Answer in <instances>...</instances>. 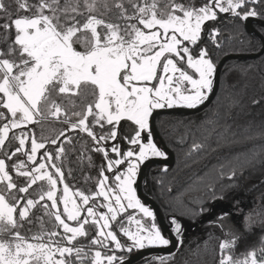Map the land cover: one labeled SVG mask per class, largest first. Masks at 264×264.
Wrapping results in <instances>:
<instances>
[{"label": "snow or ice", "instance_id": "snow-or-ice-1", "mask_svg": "<svg viewBox=\"0 0 264 264\" xmlns=\"http://www.w3.org/2000/svg\"><path fill=\"white\" fill-rule=\"evenodd\" d=\"M161 2L127 0L135 10L129 15L124 0H16L14 17L0 0V44H7L6 51L0 48V264H124L125 257L117 252L172 245L138 195L137 178L145 162L167 158L154 142L151 118L157 109H197L209 99L217 63L213 50L202 46V33L207 30L219 50L214 22L220 14H229L233 22L264 21V0H202L198 7L195 0H166L163 8ZM111 7L120 10L119 18L138 23L121 27L106 20ZM20 10L29 14L20 15ZM206 22H213L210 29ZM259 49L264 51V41ZM72 97H81V110L70 112L63 104L68 98L77 107ZM50 120L86 133L92 150L103 155L95 190L70 192L67 181L76 178L62 170L64 143L72 140L65 129L54 138L38 139L28 127L43 128ZM49 140L59 142L54 152L41 142ZM108 141H114V156ZM200 148L194 144L192 150ZM88 160L92 166V157ZM58 185H63L62 192ZM38 206L52 230L42 228L29 239L21 229L31 223ZM168 227L181 247V222L172 215ZM229 235L230 240L219 243L218 264H264V237L258 250L234 259L228 250L240 235ZM82 237L89 245L78 239ZM176 254L155 259L174 264Z\"/></svg>", "mask_w": 264, "mask_h": 264}, {"label": "trees", "instance_id": "trees-1", "mask_svg": "<svg viewBox=\"0 0 264 264\" xmlns=\"http://www.w3.org/2000/svg\"><path fill=\"white\" fill-rule=\"evenodd\" d=\"M15 1L4 0L13 13H15ZM128 5L132 8L127 0H124L127 10ZM119 16L120 10L111 7L105 19L119 25L120 22L117 21ZM252 19H254L252 23L254 30L264 41V35H261L264 21ZM214 23L220 32L218 40L222 45L221 48L215 50L208 34L202 37L201 43L202 46L206 45L213 50V59L217 66L227 56L256 55L261 51L260 38L245 31V22H233L229 14H224ZM212 24L213 22L210 25ZM13 35L12 33L11 39ZM0 48L6 51L7 44H0ZM84 95H87V92ZM88 99L91 100V96H88ZM71 100L76 101L77 107L73 108L68 98H64L62 102L70 112L81 110V97H72ZM53 121L45 122L43 128L38 125L28 127L38 139L41 136L54 138L63 124L56 121H54L56 124H51ZM155 127L163 144L173 154L174 164L167 171H164L162 166H149L143 176L142 191L158 206L167 225L172 215L186 224L197 225L216 202L233 205V195L245 181L257 183L248 194L264 207V137L257 135L264 133V54L253 60L227 61L220 74L217 94L206 109L195 115L158 116ZM13 131L18 133V130ZM69 136L72 140L71 143H64L66 151L62 170L66 175L67 169H71V174L76 178L74 180L69 178L67 181L70 189L75 191L77 188L83 190L91 187L95 190V178L99 170L97 165L93 166V161L90 166L87 160L92 150L81 138L74 137L73 132ZM247 137L257 138L248 140ZM85 139L86 142L88 138ZM41 142H45L49 151L59 146V142L52 148H50L52 145L50 140ZM26 144L29 150L30 141ZM194 144L201 145V148L192 150ZM79 146L82 147L86 159L84 161L79 160L78 155L81 153ZM21 159L26 160V157L21 156ZM11 174L15 178V172ZM88 177L92 179H86ZM40 183L44 182H38ZM33 187L37 188L36 185ZM33 212L35 215L31 216V223L39 226V229L34 226L37 230L42 228L52 230V223L39 206L33 209ZM241 226L239 223L241 235L237 245L234 249L228 250V254L234 259H243L249 250H258L262 246L261 237H264L261 221L254 222L250 231L242 229ZM78 239L83 244L89 245L88 238ZM85 251H88L87 247ZM134 253L136 252L125 251L116 254L124 256L127 260ZM147 258L136 264H146ZM220 258L218 242L213 238L193 248L182 264H218ZM71 259L75 261V255ZM85 264L89 262L85 261Z\"/></svg>", "mask_w": 264, "mask_h": 264}, {"label": "rangeland", "instance_id": "rangeland-1", "mask_svg": "<svg viewBox=\"0 0 264 264\" xmlns=\"http://www.w3.org/2000/svg\"><path fill=\"white\" fill-rule=\"evenodd\" d=\"M29 2L35 3L33 0L32 1L29 0ZM36 2H37V0H36ZM147 2L151 3L152 0H147ZM164 2H166V0H162V2L160 3L159 6L161 8L164 7ZM178 2L188 3L189 0H178ZM15 3H16V1H15ZM141 3L143 4L144 0H141ZM201 3H202V0H195V5L197 7L200 6ZM16 8H17V5H15V12H16ZM133 12H134L133 9L128 5V14L131 15V14H133ZM13 14L15 15V13H13ZM28 14L29 13H24L23 10H20V15H28ZM220 15H224V14H220ZM119 17H118L117 21L120 22L119 25L121 27H123L125 24L138 23L137 21H127V20H125L123 18H119ZM206 23H207L208 29H210L212 27V25H210L212 22H206ZM140 27L142 28V26H140ZM145 31L147 32V30H145ZM12 33L14 34V28H13ZM207 34H208V31L206 30L202 33V37L204 35L206 36ZM13 39H14V35H13ZM79 47L80 46L77 45L78 49H79ZM172 109H186V108H172ZM159 110H168V108L157 109L155 111H159ZM187 110H194V109H187ZM122 123H130V122H122ZM62 128L66 130V132H65L66 136H68L72 132L73 133L75 132V131L68 130V127H65V126ZM97 130H98V126H97ZM19 131L20 130H18V132ZM75 133H78L79 135L87 136L86 133H79L78 131H76ZM107 143H108V148H109V152H110L111 145L114 143V141H108ZM17 144H18V142H17ZM85 144L87 146H89L90 148L91 147L93 148L91 138L88 137V140L85 142ZM53 146L55 147L56 145H51L50 148H52ZM122 147H124L126 150V148L128 147L126 142H124V144H122ZM80 149H82V148H80ZM29 150H30V147H29ZM50 150L54 151L55 149L52 148ZM94 153L95 154H93L92 160H95V158H96V161H97L98 166H99L98 169H100L101 165L105 163L104 157L101 153H97L95 151H94ZM110 155L114 156L115 154L110 152ZM78 156L80 159L81 156L80 155H78ZM155 159H163V158H155ZM66 165L67 164H65V166ZM65 168H68V167H65ZM79 169H80V165H79ZM69 171H71V173H72V170L68 168L66 176H68ZM71 175L74 176L73 174H71ZM82 175H84V174H82ZM109 175H111V174H109ZM256 184H257L256 182L245 181L244 184L242 185V187L237 192L234 193L233 205H227V204H224L222 202H216L212 206L210 211L206 214V216H204L203 219L200 221V223H198L197 225L186 224V223L180 221L182 224L183 244L181 247H177L175 250V253H177V254H176L175 259H174V264H182L184 262V260H186L189 257L193 248H195L196 246H198L200 244H205V243L209 242L210 240H212L213 238H215L217 240L218 245H219V243L222 240H230L231 239V235H229L230 232H236L239 235H241V230L238 227L239 223H241L242 229H246V225L252 226V224L254 222L261 221L262 218H264V207H261L258 200L249 196V194H248L249 191L256 186ZM58 188L62 192L63 185H58ZM71 191H73V190L70 189V192ZM76 199L78 200V198H76ZM98 199L101 202H103V197H99ZM142 203H144V202H142ZM145 206L149 207L147 204H145ZM60 208L62 210L63 205H60ZM100 211L106 212L107 210L106 209H100ZM128 211H129V213H133L136 210L130 209ZM222 217L224 219H221ZM124 222H125V224H127L126 219ZM69 223H73V222H69ZM25 224H27V225H25ZM25 224H24V227L21 229V231H22V233H26L27 236L29 237V239L31 238L33 233H39L41 231V229L40 230L36 229V228L39 229V226H37V224L35 225L32 223H27V222H25ZM123 239L126 240V238H123ZM30 242H31V240H30ZM154 248H164V247H154ZM154 248H145V249H140V250L134 249L133 251L138 252L141 250L154 249ZM159 256H168V254H158V255L149 256L146 259L145 263L146 264H158V261L155 258L159 257ZM57 258H58V256H57Z\"/></svg>", "mask_w": 264, "mask_h": 264}, {"label": "water", "instance_id": "water-1", "mask_svg": "<svg viewBox=\"0 0 264 264\" xmlns=\"http://www.w3.org/2000/svg\"><path fill=\"white\" fill-rule=\"evenodd\" d=\"M254 22V19L249 18V20L247 22H245V31L247 33H252L257 35L261 42L263 41V39L258 35V33L254 30L252 23ZM264 54V51H260L258 54L256 55H248V56H227L225 58H223L218 66H217V73H216V79H215V84H214V91L210 94L209 99L199 108L194 109V110H187V109H168V110H159V111H155L153 113V116L151 118V131L153 133L154 136V141L158 142V146L166 153V159H150L149 161H146L145 164L142 166L140 173L138 174V195L141 199L142 202H144L145 204H147L156 214L157 217V221L159 223V225L164 229V234L169 236L170 239L172 240V245L169 247H164V248H154V249H146V250H141L138 251L136 253H134L133 255H131L127 260L124 261V264H136L137 262L149 257V256H153V255H158V254H169L172 252H175L177 246H176V240L174 238V236L170 233V229L168 227V225L166 224V222L164 221L162 215L160 214L159 208L158 206L151 200L149 199L146 195H144L143 191H142V181H143V176L144 173L146 171V169L149 166H162L163 169H168L170 167L173 166L174 164V157L173 154L165 147V145L163 144L161 138L158 135V132L156 130L155 127V120L158 116H162V115H169V114H186V115H195L198 113H201L204 109H206L214 100L218 88H219V81H220V74L222 71L223 66L225 65V63L229 60H233V59H244V60H253L256 58H259L260 56H262Z\"/></svg>", "mask_w": 264, "mask_h": 264}, {"label": "flooded vegetation", "instance_id": "flooded-vegetation-1", "mask_svg": "<svg viewBox=\"0 0 264 264\" xmlns=\"http://www.w3.org/2000/svg\"><path fill=\"white\" fill-rule=\"evenodd\" d=\"M82 95H84V93L82 94ZM52 123H54V124H56L54 121L53 122H51V124ZM68 127V125H66V124H63V126L62 127ZM76 132V131H75ZM73 133V135H74V137H76V138H81L82 139V141L85 143V138L87 137H85V135H79L78 133ZM69 136V135H68ZM88 138V137H87ZM64 138H62V140H63ZM157 143V145H158V142H156ZM83 144V143H82ZM82 146V145H81ZM81 146H79L80 148H82ZM82 150V149H81ZM91 150H92V147H91ZM93 154H95L94 153V151L92 150V153L90 154L91 155V157H93ZM80 159L79 160H81V161H84V159H85V157H84V154H83V150L81 151V153H80ZM96 156V155H95ZM100 157V156H99ZM164 159V158H163ZM86 160V159H85ZM93 161V166H95V165H97V167H99L98 166V163H97V161H96V158H95V160H92ZM99 170V169H98ZM96 185V184H95ZM54 219V218H53Z\"/></svg>", "mask_w": 264, "mask_h": 264}]
</instances>
